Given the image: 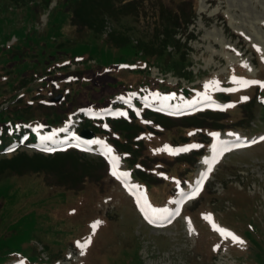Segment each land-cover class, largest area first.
<instances>
[{
	"label": "rangeland",
	"instance_id": "obj_1",
	"mask_svg": "<svg viewBox=\"0 0 264 264\" xmlns=\"http://www.w3.org/2000/svg\"><path fill=\"white\" fill-rule=\"evenodd\" d=\"M76 2L0 0V113L31 106L29 128H34L39 137L36 142L44 135L42 127L36 126H46L44 108L40 107L51 103L52 97L62 96L56 103L69 98L73 101L65 103L63 109H54L60 116L69 113V122L61 127L65 132L66 126L70 128L79 121V109L90 103L85 89L92 91L94 99L104 95L107 99L111 93H122L121 83L131 85L138 75L144 76L147 71L149 84L164 81L170 86L180 84L190 88L217 81L215 90L211 86L199 88L191 98L198 100V104H192L189 111L209 101L204 99L207 93L211 100H219L226 106L222 123L208 118L214 119L210 126L225 128L215 132L222 136L237 132L248 138L264 136V88L241 87L232 80L236 76L264 81L261 58L264 57V0L85 2L84 16L88 17V11L91 16L94 11L92 17L102 20L104 33L100 36L85 27L76 30L72 26L71 10L77 6ZM110 33L125 35L133 43L148 44L171 35L178 42L166 49L178 66L184 67L182 73L163 72L156 61L152 64L142 59L140 52L135 55L129 45L108 46L104 38ZM177 58H183L184 62ZM82 63L93 72L81 74L86 81H82L83 90L72 95L78 82L67 73L77 72V68L87 69ZM59 65H67L69 70L57 71ZM134 68L143 70L136 74L131 70ZM50 69L55 70V75L60 74L56 80L45 73ZM226 88L235 90L225 91L220 99H215L216 93ZM130 93L134 98L137 96L134 91ZM244 96L248 99H243ZM180 107L152 108L149 112V121L155 129L146 133L142 150L151 159L149 164L130 167L119 161L117 165L136 177L147 168L141 175L151 183L141 182L145 189L144 195L141 194L154 207L177 206V182L169 187L166 178L174 161L166 155L170 151L163 149L165 145L171 146V139L183 131L182 126L190 125L185 118L191 116L175 115L183 111ZM219 113L208 109L202 116L215 117ZM196 118L193 123H208L207 119ZM80 119L81 123L93 126L90 120ZM95 124L105 128L100 122ZM213 131L203 129L198 137L191 136L190 141L180 144L186 146L196 141L202 145L185 156L192 174H184L180 181L182 189H189L199 176L200 155L207 152L212 140L209 134ZM99 135L107 138L104 133ZM20 139L0 148V248L8 256L23 253L24 258L12 257L0 264H33L31 255L40 256L43 264H264L263 253L257 255L250 248L261 245L262 239L264 244V141L215 155L199 196L179 204V216L169 226L160 228L147 224L133 198L112 178L105 157L70 148L75 141L67 134L57 143L70 146L51 153L42 151L36 142ZM21 168L25 173L17 174L16 170ZM75 175L76 181L71 185ZM130 178L137 182L132 174ZM52 181L57 185L51 187ZM205 214H211V219H205ZM97 220L101 223L93 232L92 224ZM213 224L234 232L244 243L221 237ZM89 237L91 243L81 249L77 241L83 243Z\"/></svg>",
	"mask_w": 264,
	"mask_h": 264
},
{
	"label": "trees",
	"instance_id": "obj_2",
	"mask_svg": "<svg viewBox=\"0 0 264 264\" xmlns=\"http://www.w3.org/2000/svg\"><path fill=\"white\" fill-rule=\"evenodd\" d=\"M76 1V0H75ZM89 1H93V0H77L76 2V7L72 8L71 10V17H70V23L72 24L73 27L77 29L81 28V27H85L87 28V30L92 31L93 33H96L97 35H101L103 34V31L101 30V24H102V20L100 22L96 20V18L92 15L94 13V11L92 12V15L90 16L89 11L86 13L88 15V17L84 16V12H83V4L85 2H89ZM81 2H83L81 5H79ZM193 6V4H192ZM88 18H91L92 20H88ZM182 22H178L177 24H181ZM171 36V35H170ZM162 37V38H158L155 40V43L153 41H151V43H146V42H142V41H137V43H133L132 40H130L127 36H115L112 33L107 34L106 37L104 38L105 43L110 46V47H115V48H122L123 46L129 45L131 47L134 48V53L135 55H139V52L142 56V59L145 58V60H149L151 63L156 61L157 64H159L160 69L163 72H167V71H173V72H177L180 71V74L182 73L183 68L178 66V62L176 63L175 60L173 58H171V54L169 52H167L166 46L168 45H176V43L178 42L176 39L172 38V37ZM58 51H56L57 53ZM55 53V54H56ZM74 60V59H73ZM177 61H181L184 62L183 58H177ZM74 61H77L76 59ZM68 62H71L68 61ZM153 64V63H152ZM84 65V67L86 66L85 64L82 63V66ZM59 68H56L57 71L60 70L61 72H64L63 70H65L67 67V65L65 66H58ZM149 67V66H148ZM87 69H82V68H77V72H69L67 73V76H73L75 77V80L78 82L77 88L75 90H73L72 95H75L78 93V91L80 92V90L82 89V81H83V75H81L82 73L85 72H93L92 69H88L89 67H85ZM147 71V68H145ZM133 70L136 74L140 73L143 68H134L131 69ZM177 70V71H176ZM112 71V70H111ZM46 74H48L50 76V78H54V80H56L55 78H58L59 75H55V70H47L45 71ZM188 74V73H187ZM64 75V74H62ZM61 75V76H62ZM184 76H186V71L183 74ZM80 77V78H79ZM189 80L193 79L192 76H187ZM81 80V81H80ZM149 74L148 71L146 73V75L142 76V75H138V78L136 79L135 82H133L131 85H127L125 83H121V85L123 86L121 92H124L126 94H128L129 92H136L138 93L139 97H142L140 99H147L149 102L152 103H156V104H160V105H165V106H170L173 104H178V105H182V104H191L192 99L197 92H199V88H202V86H204V82L197 84L195 87H190V88H184L182 87L180 84L175 85V86H170L169 84H166L164 81L163 82H156L149 84ZM86 82V81H83ZM111 87H116V86H112ZM133 88V90H132ZM132 90V91H129ZM86 97H87V102H90L88 107L91 109H99L102 106H105V104L107 103V100H109V97L113 94H115V92L110 95H107V99H106V95L104 96H100L97 99H94L92 97V91H87L86 89L84 90ZM97 91V90H94ZM223 92L225 91H220L218 93H216V96L218 98L222 97V95L224 94ZM152 93H159L160 96H165L168 95L170 93H175V97L170 99V100H162V99H153L152 97ZM106 99V102H104V100ZM198 101V100H197ZM196 101V102H197ZM65 103H73L72 99L69 98L68 100H62L59 103H48L45 106H41L40 108H44L43 112L44 113L42 116L45 118L46 122V127L47 129L50 128H58L59 125L61 123H63L64 121L67 120L69 113L63 112V114L57 115L55 114V110L54 109H63V105H65ZM121 105V104H119ZM29 108H14V109H8L6 112L2 111L0 113V148H2L4 145H6L9 142H18V140L22 137L23 133L29 132V130L27 129V125L29 123H31L29 121L31 117L30 115V110H31V106H27ZM124 109H127V107L123 106ZM207 110H202L199 112H196L191 116V118H185V120H189L190 125H185L182 126L183 127V131H180L178 133L177 137H173L171 139V145H178L181 143H187L188 141H190L189 139L191 138V136H196L198 137L200 135V133L202 134V130L203 129H209L212 131V129L215 130H220V129H225L222 127V125H218L215 127L210 126V124H212L214 121V119L216 120V122L218 123H222L224 121V116L226 114V112H220L218 115H216L215 117H207V116H202L203 112H206ZM151 113V111L145 109L143 112V115L141 118H136L134 117V115L131 112H127L126 117H119V118H114V119H108L107 120V128L103 129L99 126H95V125H90L88 123H82L79 125V130L85 127H90L92 128V130L96 133V134H100V133H104L107 135V140L111 143V145L115 148V151L121 155L125 156V160L127 165H129L130 167L133 166L134 164H140L139 166L142 168L141 165H145L146 163L149 164L151 159L144 153H142V150L145 148V135L147 132L151 131L152 128L155 129V126L153 127V124L149 121V114ZM201 113V114H200ZM222 115V116H221ZM196 116H199L200 118L207 119L206 121L208 123H206L204 121V124L202 123H193L192 121L197 119ZM34 117V116H33ZM184 118V117H183ZM208 118H214L212 120L208 119ZM219 120V121H217ZM222 121V122H221ZM36 123V122H34ZM189 133H192L191 135H189ZM177 134V133H176ZM175 134V135H176ZM34 134L31 132V140L33 139ZM29 139V140H30ZM196 141H194L195 143ZM196 144H198L196 142ZM193 150V149H192ZM192 150L189 152V154L194 153L192 152ZM168 156V158H170V161H174L173 165H171L172 169H170L168 172H166V178H168V186L170 187V185H172V183L175 182H179L184 179V174H188L191 173L192 171H189L187 168L189 167V163L188 160L185 156L187 155H183L180 157H173L170 154H166ZM5 161V159H4ZM143 166V167H145ZM10 165L7 166L6 169H9ZM150 167V166H147ZM24 168H21L17 171V174H23L25 173V170H22ZM147 168H143L140 171V176L138 175L136 178L143 182L145 180H143L144 178H142L143 176L141 174H145V170ZM8 172V170H4V172ZM136 176V175H135ZM59 181V180H58ZM76 181V175L73 176V179L70 181V184H74ZM146 183H148L147 181H145ZM151 182H149L150 184ZM50 184V183H49ZM54 185H57L55 182H51V187H53ZM60 196H62V194H59ZM252 227V226H251ZM250 236V235H249ZM251 238V236H250ZM263 242V239L261 240ZM261 245L258 244V247H253V245L250 246V248L252 249L253 252H255L257 255L264 256V244ZM263 245V246H262ZM12 257H17V258H24L23 253L21 254H9L8 253H4L3 252V248H0V262H5L9 259H11ZM30 259L32 261H34V263H37V261L42 262L41 264H43L44 261L41 260L40 256H35V255H31ZM39 259V260H38ZM27 260V259H25ZM29 261V260H27ZM48 261V260H47ZM33 263V264H34Z\"/></svg>",
	"mask_w": 264,
	"mask_h": 264
},
{
	"label": "snow or ice",
	"instance_id": "obj_3",
	"mask_svg": "<svg viewBox=\"0 0 264 264\" xmlns=\"http://www.w3.org/2000/svg\"><path fill=\"white\" fill-rule=\"evenodd\" d=\"M259 50H260L259 47H257V51H259ZM261 58L264 59V57H261ZM232 80L235 83L239 84L241 87L248 86V85H259L260 87L264 88V81H261V80H254V79L248 80V79H244V78H238L236 76H233ZM210 86L213 88V90H215L218 87V82L215 80H212V81H209L208 83H206L204 85L205 88H208ZM234 90L235 89H232V88L224 89V91H234ZM151 95H152L153 99H162V100L167 101V100L174 98L176 94L170 93V94L165 95V96H160L159 93H152ZM204 99L210 101L211 97H209L207 95V93H205ZM243 99L247 100L248 97L244 96ZM126 102H128V101H126ZM195 103H196V101L191 102V104H193V105ZM208 106H212V105L209 104ZM216 107H223V106L222 105H216ZM121 115H124V113H121ZM38 127H42V126H38ZM105 127H107V125H105ZM191 134L192 133H189V135H191ZM53 135H54V133L51 135L43 136L42 139L51 140L53 138ZM209 135L216 138V142L212 145L213 152L220 155V154H223V152L227 151V147H226L227 142L219 139V137H220L219 132L213 131ZM229 135L237 136L238 134L230 133ZM259 139L261 141H264V136H260ZM90 143L104 144V142L100 141V140L91 141ZM252 143H255V141H252ZM234 146H236V145H234ZM200 147H202V145L193 143V144H189V145H186L184 147H181L179 149L172 150V149H170V146L165 145L163 150H168L171 152V154L175 155L178 152H186L190 149H195V148H200ZM47 150L51 151L52 149H47ZM103 154L108 157L109 163L112 165V175L114 177H117V179L126 180L127 177L129 176V173L126 171H117V165H118V159L119 158L117 155L113 154V147L111 145L104 144ZM213 160H215V156H213ZM205 163H207L209 165L208 171H211V162L205 161ZM160 175L163 176L164 173L161 172ZM206 175H207L206 173L201 175L200 179L196 181V185L191 190L190 193L185 192V190L180 187V183L177 182L176 188L179 192L180 199L176 200L175 204L179 205L180 203H182V201L186 197H195L196 195H198L200 190H201L203 180L206 178ZM125 187L129 188L130 190H136L139 188L138 185L127 184V183L125 184ZM136 203L139 205L140 211L144 214L145 219L148 220V222L152 223V224H156L158 220L159 221L168 220L174 212L176 214H179V208L178 207H176L174 209H170L168 207H154L146 199H142L139 196V194H137ZM205 219L210 220L211 214H205ZM100 223H101V221H99V220L93 222V224H92V231L93 232H95L97 226ZM213 228L220 234L221 237L230 238L233 243H239V244L244 243V241L241 239L240 236L236 235L232 231H229L227 228L219 227L216 224H213ZM89 243H91V237H89L87 240L83 241V243H81L80 241H77V244L79 245V247L81 249L86 247ZM214 247L218 248L219 245H215ZM81 254H83V252H81Z\"/></svg>",
	"mask_w": 264,
	"mask_h": 264
},
{
	"label": "bare ground",
	"instance_id": "obj_4",
	"mask_svg": "<svg viewBox=\"0 0 264 264\" xmlns=\"http://www.w3.org/2000/svg\"><path fill=\"white\" fill-rule=\"evenodd\" d=\"M219 139L224 140V141H226V142L229 140V138H225V137H223V136H220ZM215 142H216V139L212 142L211 145H213ZM210 147H211V148H209V151H208L207 155H205V156L202 157V159H201V162H200V164H201V169H200V171H199V176H200V177H201L202 174L207 173V171H208L207 168L209 167V165H208L207 163H205V161H209V162L212 163V162H213V156L216 155V153L213 152L212 146H210ZM158 222H162V221H159V220H158ZM251 252H252V251H251ZM252 254H253V253H252Z\"/></svg>",
	"mask_w": 264,
	"mask_h": 264
},
{
	"label": "water",
	"instance_id": "obj_5",
	"mask_svg": "<svg viewBox=\"0 0 264 264\" xmlns=\"http://www.w3.org/2000/svg\"><path fill=\"white\" fill-rule=\"evenodd\" d=\"M60 98H61V95H57L52 98V101L54 102L58 101ZM80 135L86 139H91L95 137V134L91 130H88V129H82L80 131Z\"/></svg>",
	"mask_w": 264,
	"mask_h": 264
}]
</instances>
